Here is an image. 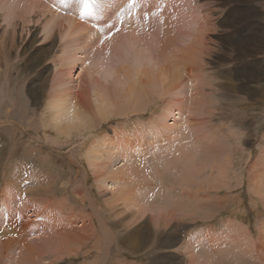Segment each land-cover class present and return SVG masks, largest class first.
<instances>
[{"label":"rangeland","instance_id":"rangeland-1","mask_svg":"<svg viewBox=\"0 0 264 264\" xmlns=\"http://www.w3.org/2000/svg\"><path fill=\"white\" fill-rule=\"evenodd\" d=\"M0 45V264H264V0H0Z\"/></svg>","mask_w":264,"mask_h":264},{"label":"bare ground","instance_id":"bare-ground-1","mask_svg":"<svg viewBox=\"0 0 264 264\" xmlns=\"http://www.w3.org/2000/svg\"><path fill=\"white\" fill-rule=\"evenodd\" d=\"M61 1V0H60ZM121 1H123V0H121ZM128 1V0H127ZM148 1V0H147ZM154 1V0H153ZM34 2V1H33ZM119 2V1H118ZM146 3V2H145ZM33 4V3H32ZM88 4H90V3H88ZM130 4H132V3H130ZM34 5V4H33ZM94 4L92 3V5L90 4V6H93ZM101 5V3H99V5H98V8L100 9V6ZM110 5V4H109ZM135 5V4H134ZM147 5V4H146ZM170 5V4H169ZM7 6H9V5H7ZM20 6V5H19ZM116 6V5H115ZM119 6V5H118ZM122 6H123V4H122ZM137 6V5H136ZM21 7V6H20ZM107 7V6H106ZM140 7L142 8V5H140ZM152 7V6H151ZM18 8V7H17ZM16 8V9H17ZM115 9H117V7L115 8ZM123 9V8H122ZM151 9V8H150ZM168 9H169V7H168ZM15 10V9H14ZM119 10H120V7H119ZM140 10V9H139ZM145 10V9H144ZM148 10V9H147ZM152 10V9H151ZM159 10V9H158ZM114 11V10H113ZM117 11H118V9H117ZM142 11V10H141ZM152 11H154V10H152ZM161 11V10H160ZM168 11V10H167ZM171 11V10H170ZM115 12H116V10H115ZM136 12H137V10H136ZM148 12H150V11H148ZM163 12V11H162ZM122 13H123V10H122ZM135 13V12H134ZM164 13V12H163ZM167 13V12H166ZM155 14H156V11H155ZM159 14V13H158ZM161 14V13H160ZM54 15V14H53ZM107 15H108V13H107ZM135 15V14H134ZM136 16H138V17H140V16H143L142 15V12L141 13H138L137 12V14H136ZM5 17V16H4ZM105 17V16H104ZM123 17V16H122ZM122 17H121V19H122ZM171 17H172V15H171ZM142 19H145L144 17H141ZM64 19V18H63ZM70 18H68V20H69ZM72 19V18H71ZM172 20V19H171ZM67 23H69V26H71V28L73 27L74 29H76V27L78 28L79 26V23H78V25H77V23H72L71 22V20H69V22H67ZM140 23V22H139ZM170 23V22H169ZM61 24H63V23H61ZM66 24V23H65ZM74 24V25H73ZM86 24V23H85ZM170 24H172V23H170ZM173 25V24H172ZM88 26V25H87ZM102 26V25H101ZM100 26V27H101ZM125 26V25H124ZM171 26V25H170ZM185 28V27H184ZM88 29V28H87ZM90 29V28H89ZM88 29V30H89ZM166 31L168 32L169 31V24H168V27H166ZM77 30V29H76ZM107 31H108V29H107ZM174 32V31H173ZM181 32V31H180ZM71 33H73V32H71ZM175 33H176V31H175ZM185 33V32H184ZM183 33V34H184ZM203 33V32H202ZM169 33H167V35H168ZM188 34V33H187ZM198 34V33H197ZM173 36V35H172ZM180 36V35H179ZM199 36V35H198ZM115 37H116V35H115ZM175 37V36H174ZM173 37V38H174ZM202 37V36H201ZM113 38V37H112ZM171 38V37H170ZM176 38V37H175ZM168 40V39H167ZM200 39H196L195 41H193L194 43H195V45L194 44H192L191 45V48H189L190 50H193L194 48H196L197 46H198V44H200V41H202V40H200ZM75 41H76V39H75ZM97 44V43H96ZM104 44V43H103ZM184 48V47H183ZM198 49V48H197ZM184 51V50H183ZM2 53H4V49H2V46L0 45V59H1V54ZM187 55H188V53H187ZM187 55L185 56V55H181V58H183L184 59V56H185V59H187ZM188 56H190V59H191V56H192V54L191 55H188ZM175 59V58H174ZM196 60V59H195ZM170 63H172V60L171 61H169ZM174 62V61H173ZM185 62V61H184ZM0 63H1V60H0ZM181 63V62H180ZM183 66H184V64H183V62L181 63ZM158 65V64H157ZM162 65V64H161ZM176 65V64H175ZM160 66V65H159ZM158 66V67H159ZM171 66V65H170ZM173 66H174V64H173ZM186 66V65H185ZM191 66V65H190ZM175 67V66H174ZM76 68V66H74L73 67V73L75 74L76 72H77V69H75ZM164 68H166L167 69V67H164ZM196 68H198V66H192V69H194V71H195V69ZM162 70H163V67L161 68ZM200 70V69H199ZM124 72V71H123ZM6 76V75H5ZM8 77V76H7ZM198 79H202V77H199L198 75L197 76H193V77H191V83H193L194 85H195V81H197ZM6 80H8V79H6ZM200 81V80H199ZM6 84V83H5ZM1 85V84H0ZM152 85V84H151ZM92 86V85H91ZM1 87H2V85H1ZM196 88H199V86L197 85L196 86ZM197 90V89H196ZM200 91V90H199ZM85 93L87 94V92L85 91ZM85 93H82L83 95H85ZM197 93V92H196ZM88 95V94H87ZM205 97L207 98V95L205 94ZM97 98V97H96ZM197 99V98H196ZM195 99V100H196ZM246 99V98H245ZM64 100V99H63ZM257 100V98H254V102H249V103H245V104H243V105H245L246 107H247V105H250V106H253V105H255V101ZM259 101V100H258ZM61 102H63V101H61ZM65 103V102H64ZM69 103V102H68ZM80 103V102H79ZM195 103V102H194ZM73 105V104H72ZM58 106V105H57ZM65 107V106H64ZM69 107H71V106H69ZM85 109L84 110H86V111H92V108H93V106H92V104H91V102L88 100V99H86V101H85ZM245 107V108H246ZM57 110L58 109H61V108H63V106L62 107H55ZM64 109V108H63ZM76 109V110H75ZM78 109V110H77ZM243 109V108H242ZM248 109V108H247ZM246 109V110H247ZM80 107L78 108V106H77V108H76V105H75V103H74V106H73V108L72 109H69L68 107H67V112H72L73 114H75L76 115V113L78 114V116H81V115H84L85 114V112H84V110H80ZM82 111V112H81ZM248 111V110H247ZM61 115V114H60ZM65 115V114H64ZM56 116V115H55ZM77 117V116H76ZM68 118V117H67ZM69 119H71L70 117H69ZM67 120V119H66ZM69 121V120H68ZM58 124V123H57ZM141 125H143V124H141ZM94 158V157H93ZM214 167H216L217 168V166H216V161L214 162ZM199 170V169H198ZM168 171V170H167ZM163 173V172H162ZM172 173V172H171ZM117 196V195H116ZM10 201H7V204L9 203ZM237 230H241V229H238L237 228ZM104 231V230H103ZM105 231H106V229H105ZM242 231V230H241ZM245 234V233H244ZM241 240L240 241H243V242H245L247 245V247H248V245H250V247H252L251 245H253L252 244V241H251V239H249V237L247 236V235H244L242 238H240ZM245 245V244H244ZM8 249V248H7ZM251 250L253 251V249L251 248ZM251 252V251H250ZM33 253V252H32ZM26 257V260L28 261V260H30V254L27 256H25ZM26 263V262H25ZM30 264V263H29ZM32 264H33V262H32Z\"/></svg>","mask_w":264,"mask_h":264}]
</instances>
